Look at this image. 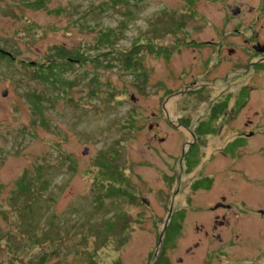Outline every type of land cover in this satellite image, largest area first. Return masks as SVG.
<instances>
[{"label": "rangeland", "instance_id": "1", "mask_svg": "<svg viewBox=\"0 0 264 264\" xmlns=\"http://www.w3.org/2000/svg\"><path fill=\"white\" fill-rule=\"evenodd\" d=\"M34 1L0 0V49L16 56L11 63L0 58V261L110 264L118 254L121 264H144L147 254L159 247L169 209L175 214L182 208L186 220L169 248L176 257L179 246L199 237L194 224L203 222L195 208L212 204L218 193H224L232 205L231 244L214 243L221 251L211 264H264L262 66L238 63L229 74L222 63L207 77L194 67L189 72L195 86L204 82V87L166 100L164 118L173 123L182 115L190 123L198 116L204 119L210 101L227 100L229 95L228 106L235 109L243 103L233 130L225 128L228 135L209 134L197 143L198 162L190 170H184L179 160L180 140L192 139L184 128L177 130L178 140L158 115L154 119L161 123L158 133L166 139L148 140L150 112L165 101L163 87H169L168 92L191 87L189 72L177 79L167 74L168 68L188 67L197 54L190 40L214 39L219 29L227 31L222 22L234 0H194L190 8L185 0H42V7L30 5ZM263 3L246 0L245 5L257 10ZM256 13L248 14L249 25ZM111 28L113 47L94 49L98 31ZM61 45L90 56L108 53L99 57L101 65L96 68L91 62L74 63L63 73L71 87L53 90L32 79L19 60L41 63L51 48ZM134 47L138 62L134 70H125V55ZM215 60L209 56L208 64ZM141 69L147 72L145 77L137 75ZM31 92L42 98L41 115L28 102ZM219 118L212 124L214 130L223 125ZM246 119L253 121L239 127L252 129V135L234 134L239 131L235 123ZM223 149L230 158L218 156ZM115 150V162L127 176L123 188L133 199L100 196L97 203L102 191L95 183L96 156ZM227 164L231 178L224 185L194 191L193 181L201 186V175ZM23 174L28 190L19 192L17 182ZM45 181L48 185L41 189ZM202 255L191 264H199Z\"/></svg>", "mask_w": 264, "mask_h": 264}, {"label": "flooded vegetation", "instance_id": "2", "mask_svg": "<svg viewBox=\"0 0 264 264\" xmlns=\"http://www.w3.org/2000/svg\"><path fill=\"white\" fill-rule=\"evenodd\" d=\"M264 1V0H263ZM246 0H234L231 4H229L228 8L230 9V13L225 12L223 25H228L227 31H223L219 29L217 32L219 33L218 38L209 39L205 41L201 40H190L192 42H188V44L192 45L193 51L197 52L190 61V63L183 65L181 68L177 70H171L168 68L167 74L169 76H173L177 79H182L183 76L192 70V68L196 67L199 72L203 76H208L210 73L222 63H225L229 68L227 72L230 74L231 70L239 63V65L245 66L246 68L252 67L253 65L262 66V70H264V21L262 20L264 17V3L260 6L256 7L257 10L253 9L252 6L245 5ZM253 9V10H252ZM257 13L254 15L253 20H251V24L248 23V14ZM257 25V27L255 26ZM203 52V53H202ZM206 52V55H205ZM168 52L166 50V56ZM215 56V63L209 65V56ZM260 71V72H261ZM259 72V73H260ZM192 80L189 81V84L184 89H178L174 92H168L169 87H163V91L165 94V101L161 108H158L157 111L150 112V117L153 119L148 123L149 136L148 140L150 142L157 141L162 143L165 136H162L158 133L159 126L161 123L154 120L156 116L162 118L163 122L166 124V127L172 131L171 134L176 136L178 140L180 139V135L177 130L184 128L191 136V141H184L182 138V143L180 144V162H184V170H188L187 163L192 160L194 161L197 158V154L199 151L198 142H200L206 135L211 134L212 136H222L225 137L227 132H225V128H229L230 131L233 130V122L234 118H238L239 112L241 110V106L234 109V106H228V102L230 101V95L227 97L226 106L224 109H221V102H211L208 103L207 112L204 119H201L200 116L195 118L194 122H189V118H186L184 115L179 116V121L177 119V123H173L168 119L164 118V113L167 114V110L165 107L166 100L174 94L177 95H187L192 91H197L204 87V82L199 83L195 86L196 82L194 80L193 73L189 72ZM242 92L241 90H239ZM227 92V91H226ZM237 92V93H240ZM225 97V96H224ZM223 97V99H224ZM245 103V102H244ZM221 109V110H220ZM220 110V111H219ZM219 112V113H218ZM236 112V116H234ZM217 114V117L215 115ZM256 114V111H255ZM219 115L221 116V121L223 125H218V128L214 130L212 128V124L216 122ZM168 116V114H167ZM253 120L246 119L244 122L235 123V125L239 128L234 134L237 135H252L253 131L251 130H241L242 127L246 128L248 124L252 123ZM241 124V128L239 125ZM193 127L191 128V126ZM201 130V131H200ZM233 133V132H232ZM150 147V146H149ZM222 152L219 153L223 160L230 158V153L225 152V150H220ZM187 157H191L190 159ZM213 156L210 157L207 161H212ZM229 166H222L219 170L213 173H206L201 175L202 178L200 180L204 181V184L200 186L198 180L193 181L191 185L196 186L194 191L199 192H208L213 187L215 183L223 184L226 183L227 179H230L228 169ZM197 183L199 185H197ZM221 192V191H220ZM207 206V207H206ZM206 206H198L196 209L199 218L203 223L194 224V230L199 237L197 240L193 241L191 244L186 246H179V254L176 257H172L169 254V248H173L175 243V237L182 232L183 224L185 222V210L177 209L173 214L171 208L168 211V214L165 219V223L163 225L162 232L159 237V247L151 252V254H147L146 260L144 264H191L195 259L198 258L199 253H202V260L199 264H211V259L216 253H220V249L217 246H223L231 244V236H230V215L228 214L232 208L228 197L224 193H218L215 197L214 201L210 205ZM168 228V229H167ZM166 229L168 230L166 232ZM236 236V235H235ZM214 243H217V246H214ZM200 251L197 253V250ZM92 260L95 259V256H91ZM7 262V263H6ZM1 262L0 264H38L36 261L30 260H11ZM95 263L98 264V260H95ZM110 264H121L119 255L117 254L112 258V262ZM239 264V263H238Z\"/></svg>", "mask_w": 264, "mask_h": 264}, {"label": "trees", "instance_id": "3", "mask_svg": "<svg viewBox=\"0 0 264 264\" xmlns=\"http://www.w3.org/2000/svg\"><path fill=\"white\" fill-rule=\"evenodd\" d=\"M194 0H185L187 3V8H190L189 6L192 4ZM30 5L39 6L42 7L43 3L42 0H36ZM58 13V11L56 12ZM181 23V22H180ZM181 25V24H180ZM180 27V26H179ZM169 31V30H168ZM174 32V31H172ZM115 29H105L100 30L97 33V36L95 38V41L93 43L94 49L99 48H111L115 44ZM150 42L146 43L147 45ZM152 49V48H151ZM153 50V49H152ZM163 51V50H162ZM165 51V50H164ZM9 52V51H8ZM11 53V52H10ZM108 52H104L101 56H90L87 52H84V50L80 49H66L63 45L53 47L47 54L46 59L41 62H35V61H29L33 63L26 62L25 60H19L20 64H24L23 67L28 68L31 71V78L39 80L43 82L44 84L48 85L53 90H58L60 88H69L72 85V82L66 78H64L63 73L66 72L71 68V66L74 65V63H82V62H91L94 66V68L99 67L101 64L99 57H103L107 55ZM12 57L7 56L4 53H0V58L6 59L8 62H13L16 60L15 54L11 53ZM138 62V49L137 47H134L133 49L128 51V54L125 55V61L123 63V68L125 70H134V65ZM111 65V64H110ZM105 67H109V65H105ZM146 71L141 69L138 70L137 75H140L141 77L146 76ZM93 77H96L95 74ZM93 79V78H92ZM62 90L61 92H63ZM28 98V102L32 108V110L37 114L41 115V96L39 93H28L26 95ZM226 99L221 102L222 106L221 109H224L226 106ZM220 109V110H221ZM219 110V111H220ZM219 113V112H218ZM217 117V114L215 115ZM41 122L43 123V120L41 119ZM130 122V121H129ZM117 155V151H112L109 154H98L96 156V162L94 166L97 168V176L96 181L97 188L102 191L100 195H98L95 199V202H100V196L104 197H127L130 201L133 199L130 195V193L123 188V185L127 181V176L125 175V171L123 168L119 167V165L115 162V156ZM235 156V155H232ZM191 158V157H187ZM196 158L194 161L190 160L188 165V170H190L193 166H195L198 162ZM73 169V168H72ZM25 175L23 174L20 178V181L17 182V189L19 192H26L28 190L29 183L23 182ZM18 185L21 188H18ZM48 185V182H44V186L41 187V189L45 188ZM194 188L196 186H193ZM106 226L108 224L107 229L110 228L109 222L105 221ZM121 231H125V227H121ZM163 229V227H162ZM168 229V228H167ZM166 229V232L168 231ZM164 231V229H163ZM162 232V230H161ZM122 242V241H121Z\"/></svg>", "mask_w": 264, "mask_h": 264}, {"label": "water", "instance_id": "4", "mask_svg": "<svg viewBox=\"0 0 264 264\" xmlns=\"http://www.w3.org/2000/svg\"><path fill=\"white\" fill-rule=\"evenodd\" d=\"M0 53H4V54H6L7 56L12 57V54H11L10 52L5 51V50H3V49H0ZM29 63H33V62H29ZM6 92H7L6 89L3 90V91H2V95H5ZM132 98H134V95H131V99H132ZM86 151H87V147H85V148L83 149L82 154H85ZM141 200H142L143 202H145L146 204H147V202H148L147 199L144 198V197H142Z\"/></svg>", "mask_w": 264, "mask_h": 264}]
</instances>
